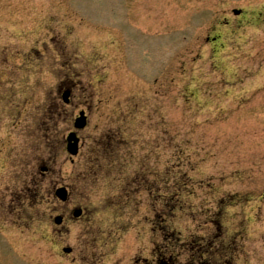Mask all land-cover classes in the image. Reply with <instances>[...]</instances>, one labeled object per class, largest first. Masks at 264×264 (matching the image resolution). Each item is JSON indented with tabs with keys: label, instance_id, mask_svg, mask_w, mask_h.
<instances>
[{
	"label": "rangeland",
	"instance_id": "374dc122",
	"mask_svg": "<svg viewBox=\"0 0 264 264\" xmlns=\"http://www.w3.org/2000/svg\"><path fill=\"white\" fill-rule=\"evenodd\" d=\"M0 123L38 264L168 259L174 172L193 185L173 226L208 238L223 208V264H264V0H0Z\"/></svg>",
	"mask_w": 264,
	"mask_h": 264
},
{
	"label": "trees",
	"instance_id": "16d2710c",
	"mask_svg": "<svg viewBox=\"0 0 264 264\" xmlns=\"http://www.w3.org/2000/svg\"><path fill=\"white\" fill-rule=\"evenodd\" d=\"M181 175L178 172L172 174L171 195L162 201V205L168 211L164 216L156 217L157 221L162 220L161 222L164 223L160 228L161 241L164 244H167V241L170 242V257L166 259L165 252L168 249L166 245L162 251L158 248L156 262L158 264H180L179 259L184 255L185 258L187 257V261L183 264H223V259H227L234 254L227 243L220 241L223 238V234L221 233L224 217L223 208L215 211L214 215L216 219L211 222L215 226L216 231L214 234L208 236V238L200 235L187 238L172 224L178 214L187 210L190 205L188 199L190 194L189 187L193 183L190 177ZM168 221L170 222V227L168 226ZM229 261L230 259L226 262Z\"/></svg>",
	"mask_w": 264,
	"mask_h": 264
},
{
	"label": "flooded vegetation",
	"instance_id": "af4514ba",
	"mask_svg": "<svg viewBox=\"0 0 264 264\" xmlns=\"http://www.w3.org/2000/svg\"><path fill=\"white\" fill-rule=\"evenodd\" d=\"M9 128L7 123H0V264H38L40 258L35 256L36 241L28 234L33 229L30 225L33 218L23 216V201L13 191V170L6 164L12 134ZM72 130L69 128L66 134ZM64 220L75 222L76 218L68 215L62 223Z\"/></svg>",
	"mask_w": 264,
	"mask_h": 264
},
{
	"label": "water",
	"instance_id": "95a60500",
	"mask_svg": "<svg viewBox=\"0 0 264 264\" xmlns=\"http://www.w3.org/2000/svg\"><path fill=\"white\" fill-rule=\"evenodd\" d=\"M67 96H68V92H65L63 94V98L65 101L67 99ZM85 124H86L85 116L83 115V112H80V116L76 118L74 126L78 129H81L85 126ZM67 141H68L67 144L68 152L73 155L76 154L78 139L76 138L75 133H70L68 135ZM55 195L62 201H65L67 199V191L64 187L57 188L55 190ZM80 213H81V209L79 208L73 211V215L76 217L79 216ZM54 221L55 223L59 224L61 222V216H56ZM64 251L68 252L69 249L65 248Z\"/></svg>",
	"mask_w": 264,
	"mask_h": 264
}]
</instances>
